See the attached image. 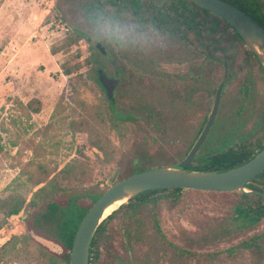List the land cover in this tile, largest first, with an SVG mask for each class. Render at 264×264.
I'll return each instance as SVG.
<instances>
[{
  "label": "rangeland",
  "instance_id": "obj_1",
  "mask_svg": "<svg viewBox=\"0 0 264 264\" xmlns=\"http://www.w3.org/2000/svg\"><path fill=\"white\" fill-rule=\"evenodd\" d=\"M58 2L0 0V197H29L51 178H60L62 186L73 184L61 178L75 174L86 177L84 186L99 191L106 180L133 168L179 165L188 136L179 111L166 110L168 89L178 95L183 59H194L196 49L203 121L215 89L221 91L209 138L198 153H211L218 145L223 149L224 141L250 140L259 132L264 65L234 35L222 49L207 47L192 33L181 41L151 28L140 32L123 11L114 19L124 31L123 43L95 39L96 34L89 41L72 40ZM96 41L104 45L101 56ZM110 59L121 69L116 109L130 111L132 119L113 116L97 82L98 67L113 75ZM236 201L227 191L184 190L175 202L161 198L133 208L118 206L101 236L96 264H264L263 238L242 245L264 232V217L254 225L235 220ZM79 202L87 204L90 198ZM33 216L25 203L6 218L0 264H63V245L61 253L53 252L30 234L55 240L30 226Z\"/></svg>",
  "mask_w": 264,
  "mask_h": 264
},
{
  "label": "trees",
  "instance_id": "obj_2",
  "mask_svg": "<svg viewBox=\"0 0 264 264\" xmlns=\"http://www.w3.org/2000/svg\"><path fill=\"white\" fill-rule=\"evenodd\" d=\"M226 1L248 12L264 27V0ZM58 7L60 8V13H62L61 19L69 25L72 32V40L83 38L89 41L91 34H96L91 23L93 13L100 12L114 20L120 13L125 11L136 20V26L140 32L151 28L160 34L177 38V40L181 41L187 40L189 34L192 33L195 36H200L205 46L208 47L211 44L212 47L220 49L223 48L227 39L233 38L234 35L244 44L239 35L225 20L212 14L193 0H59ZM246 49L252 53L247 47ZM97 54L101 56L104 53L98 49ZM253 56L257 59L254 54ZM206 57L207 55L204 54L203 58ZM94 60H97V58H94ZM94 71L97 79L96 69ZM97 82L99 83L98 79ZM100 87L103 90L101 85ZM218 89L220 90V88ZM109 102L110 111L115 118L132 119L133 116L130 111L120 112L116 109L115 101L111 102L109 100ZM255 153L245 147H228L218 152L209 153L203 156L201 161L186 167L200 170H223L246 161ZM137 171L139 170H134L133 168L128 175ZM121 178L106 180L104 188L94 191L91 187L82 184L86 177L75 174L71 177L61 178L71 181L73 184L67 183L62 186L60 185V178H51L45 184L32 191L29 197L26 193L0 197V229L5 224L6 218L11 214L18 213L26 203L34 211L30 226L34 229L42 230L59 241L65 248L62 254L63 264H70L69 251L74 233L83 215L107 187ZM246 188L264 190V170L250 179L246 184ZM184 190L209 191L180 187L150 189L130 197L125 203L119 205L118 210L125 206L133 208L154 203L161 198L175 202ZM227 192L236 196L237 201L233 207L235 220L254 225L264 217V196L239 190ZM83 196H88L90 202L81 204L79 199ZM58 197L63 199L62 203L57 200ZM116 211L113 210L109 213L98 225L89 247V264H96L101 236L105 231L106 223ZM153 219L157 223L155 213H153ZM258 238L264 239V232L257 234L252 239L243 240L242 245L244 247L255 245ZM172 246L174 245L172 244Z\"/></svg>",
  "mask_w": 264,
  "mask_h": 264
},
{
  "label": "water",
  "instance_id": "obj_3",
  "mask_svg": "<svg viewBox=\"0 0 264 264\" xmlns=\"http://www.w3.org/2000/svg\"><path fill=\"white\" fill-rule=\"evenodd\" d=\"M193 1L225 20L264 65V27L252 15L226 0ZM94 45L105 53L104 45L100 41H96ZM111 64L112 76H108L101 67L96 69V73L106 98L113 102L114 89L119 82V69L115 60L112 59ZM219 99L220 94L217 92L201 133L179 165L153 166L125 176L107 187L89 206L74 233L69 251L70 264H89L90 243L100 222L121 203L140 192L155 188L180 187L211 191L239 190L264 196V190L246 188L247 182L264 170V145L246 161L227 169L200 170L186 167L215 118ZM108 208H111L110 211L105 213ZM30 234L47 249L57 253L63 251V246L58 241L38 235L32 230Z\"/></svg>",
  "mask_w": 264,
  "mask_h": 264
},
{
  "label": "flooded vegetation",
  "instance_id": "obj_4",
  "mask_svg": "<svg viewBox=\"0 0 264 264\" xmlns=\"http://www.w3.org/2000/svg\"><path fill=\"white\" fill-rule=\"evenodd\" d=\"M199 53L200 52L198 51V49H196V52H195L196 56L194 57V59L192 58L183 59V62L185 63V67H183V69L181 70L182 73L179 77L180 78L179 81L181 82L180 83L181 90L178 91V95H172V87L169 86V89H168L167 98H168L169 105H167L166 110L168 111V113H171V111H173L174 109L179 111V114H178L179 121L183 129V134L185 136H188L187 137L188 139L187 148L178 163H180L183 160V158L187 155L191 146L194 144L199 134L201 133L206 123V120H207V117H206L205 121H203L201 110H200L201 105H202L203 88H202V82H201V72H202L201 57H199ZM111 61L112 59L109 60L110 63ZM118 69H119L118 71V79H119V74L121 72L119 65H118ZM246 91L247 90L245 88V89H242L241 92L242 94H245ZM217 92H219L220 94V99H219V104H220L221 91L218 88L215 89L214 91L212 104H213V101H214V98ZM210 129L211 127L209 128L205 138L203 139L202 143L198 147L196 153L194 154L190 162L187 164V166L196 164L197 162L203 159V156L209 154V153H206L204 155L199 154L198 151L200 147L202 146L203 142L209 138L208 134H209ZM233 142H234L233 144L229 145V143L224 141L223 142L224 146L222 147L223 149H217L218 147H220V145H218L216 150L213 152H218L219 150H224V149H227L228 147H233V148H237V147L244 148L245 147L247 150L257 152L260 146L264 144V118L260 121L259 132L258 133L255 132L252 135V139L250 140L248 139L245 141L244 140H240V141L233 140Z\"/></svg>",
  "mask_w": 264,
  "mask_h": 264
},
{
  "label": "clouds",
  "instance_id": "obj_5",
  "mask_svg": "<svg viewBox=\"0 0 264 264\" xmlns=\"http://www.w3.org/2000/svg\"><path fill=\"white\" fill-rule=\"evenodd\" d=\"M91 23L96 33L95 39H103L112 44H121L125 41L120 23L106 17L103 13H93Z\"/></svg>",
  "mask_w": 264,
  "mask_h": 264
},
{
  "label": "bare ground",
  "instance_id": "obj_6",
  "mask_svg": "<svg viewBox=\"0 0 264 264\" xmlns=\"http://www.w3.org/2000/svg\"><path fill=\"white\" fill-rule=\"evenodd\" d=\"M111 208H108V210L105 213H108L110 211Z\"/></svg>",
  "mask_w": 264,
  "mask_h": 264
}]
</instances>
